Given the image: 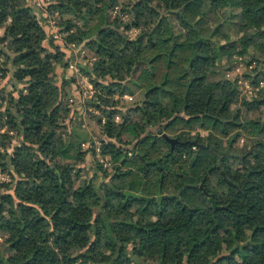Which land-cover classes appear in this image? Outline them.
Here are the masks:
<instances>
[{
  "label": "trees",
  "instance_id": "trees-1",
  "mask_svg": "<svg viewBox=\"0 0 264 264\" xmlns=\"http://www.w3.org/2000/svg\"><path fill=\"white\" fill-rule=\"evenodd\" d=\"M36 1L0 0V264H264V90L224 78L264 65V0Z\"/></svg>",
  "mask_w": 264,
  "mask_h": 264
},
{
  "label": "rangeland",
  "instance_id": "rangeland-1",
  "mask_svg": "<svg viewBox=\"0 0 264 264\" xmlns=\"http://www.w3.org/2000/svg\"><path fill=\"white\" fill-rule=\"evenodd\" d=\"M35 3H38L35 0ZM235 30L231 29L230 33L231 35H234ZM136 31H132L131 32V37H134L136 35ZM244 58V65L243 67L238 65V62L236 60V56L232 57V60L234 61V66L232 68L231 71H227L225 73V80H227V83H231L233 86H235L236 90L234 91V100L238 101L240 103H242V101H244L245 99H248V97L253 96L254 94L264 90V65H258L257 61H253V69L250 70L247 68L248 63H249V56H243ZM248 62V63H247ZM260 66V67H259ZM9 67V66H8ZM256 67H259V70L257 72L254 73ZM236 68V69H235ZM235 70V71H234ZM258 73L260 74L259 77H255V74ZM67 74H71L70 71L67 72ZM228 74V76H227ZM246 74H248V77H245ZM12 77V71L9 68V72H6V77L2 83V85L7 86L8 89H14L12 83H8V81L11 79ZM79 83H80V87H76L73 86L70 89L69 92V96L71 98L73 97H78L80 95V93H82V96L85 95V89L87 90L88 86H84L85 85V78H79ZM254 81H256V84L253 83ZM83 82V83H82ZM260 82H262V84H259ZM21 86H18V88H20ZM86 87V88H83ZM258 88V90H256V88ZM144 100V92L139 89L135 84L130 83L129 85V89H128V94H125L124 96H122L121 99V106L124 107V105H126V107H135L137 105H140L142 103V101ZM160 101L163 104L164 109L171 113L172 111L176 110V108L174 107V102L172 100L171 97L166 96L165 94L161 93L160 94ZM181 112V106L178 109ZM93 115H97L98 113H94L91 112ZM78 119H80L79 121L81 122V129H83L87 134V136L89 135L90 137H92V145L93 146H97V139L96 137L98 136V131L96 130L95 127H91L89 129H87L86 127V123H87V117L85 115V113H83V110L81 108V113L79 112ZM76 118V119H77ZM78 121V120H76ZM115 121H118V117H115ZM90 124H94L93 121L91 120ZM75 130H78L77 127L74 128ZM155 129L150 130V132H154ZM84 148H87V146H85ZM90 157L89 155L86 157V161H90ZM106 164V163H105ZM1 175V174H0ZM1 177H3V175H1ZM5 178V177H4ZM7 180V178H6ZM136 200V199H135ZM138 200H136L134 203V206H138V207H142V203L139 201V203L137 202ZM146 205H144L145 207ZM134 212V211H133ZM2 240V239H1ZM0 240V241H1Z\"/></svg>",
  "mask_w": 264,
  "mask_h": 264
},
{
  "label": "built area",
  "instance_id": "built-area-1",
  "mask_svg": "<svg viewBox=\"0 0 264 264\" xmlns=\"http://www.w3.org/2000/svg\"><path fill=\"white\" fill-rule=\"evenodd\" d=\"M236 60L238 62V65H240V66L243 67V65L245 63L243 56H236ZM253 63H254L253 61L252 62L249 61L247 68L250 69V70H252L253 69ZM67 71H70L71 73H75L77 75H79V73H80V69L77 67V65L75 64V62H69L68 63ZM227 76H228V74H227ZM259 84H262V82H260ZM83 88H86V87H83ZM87 88H88L87 90L85 89V95L82 96L83 98H91L93 96V94H94V91L92 90V87L90 85ZM258 88L259 87H257L256 90H258ZM88 112H90V113L91 112L96 113V111L94 109H91V108L88 109ZM85 146L88 147V144H85V143L82 144V147L83 148ZM96 151H98V149H96ZM0 180H4V177H1V175H0Z\"/></svg>",
  "mask_w": 264,
  "mask_h": 264
},
{
  "label": "water",
  "instance_id": "water-1",
  "mask_svg": "<svg viewBox=\"0 0 264 264\" xmlns=\"http://www.w3.org/2000/svg\"><path fill=\"white\" fill-rule=\"evenodd\" d=\"M196 56V53H194V57ZM193 57V58H194ZM193 60V59H192ZM164 138L166 139V141H168L170 143V145L173 147L177 141L174 140V139H170L168 138L166 135H164ZM220 162V161H219ZM124 195L126 198L128 197H131L133 199H141L142 201H144L146 203V205L151 202V201H154L155 199L157 200V203L159 204L162 200H165V199H175L177 198L176 196H164V195H160V191H158V196L156 198H145V197H140L139 194H134V193H131V192H124Z\"/></svg>",
  "mask_w": 264,
  "mask_h": 264
},
{
  "label": "crops",
  "instance_id": "crops-1",
  "mask_svg": "<svg viewBox=\"0 0 264 264\" xmlns=\"http://www.w3.org/2000/svg\"><path fill=\"white\" fill-rule=\"evenodd\" d=\"M61 73H62V69L59 68V67H57V68H56V74H57V76H58V79H60Z\"/></svg>",
  "mask_w": 264,
  "mask_h": 264
}]
</instances>
